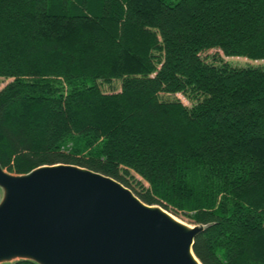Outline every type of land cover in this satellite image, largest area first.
Wrapping results in <instances>:
<instances>
[{"label":"trees","instance_id":"trees-1","mask_svg":"<svg viewBox=\"0 0 264 264\" xmlns=\"http://www.w3.org/2000/svg\"><path fill=\"white\" fill-rule=\"evenodd\" d=\"M221 55L264 61V0H0V165L111 177L204 226L202 264H264V68Z\"/></svg>","mask_w":264,"mask_h":264},{"label":"water","instance_id":"water-1","mask_svg":"<svg viewBox=\"0 0 264 264\" xmlns=\"http://www.w3.org/2000/svg\"><path fill=\"white\" fill-rule=\"evenodd\" d=\"M0 264H202L204 226L147 205L115 179L69 164L0 165Z\"/></svg>","mask_w":264,"mask_h":264},{"label":"rangeland","instance_id":"rangeland-1","mask_svg":"<svg viewBox=\"0 0 264 264\" xmlns=\"http://www.w3.org/2000/svg\"><path fill=\"white\" fill-rule=\"evenodd\" d=\"M217 50H212L210 52L202 54V57L205 59H208L209 57L217 54ZM224 59L225 62H228L230 65L233 67H259V68H264V61H252L247 58H242V57H225L224 55H221ZM208 62H211V59L207 60ZM12 81V79H0V90H2L7 84H9ZM100 86L104 92L111 93V92H119L121 89V82L120 81H113L111 84H106V83H100ZM176 98L180 99L185 105H191V103L182 95L178 94L175 96ZM170 98H173L171 96ZM134 175V174H133ZM135 180L130 178V182L132 183L133 187L139 191L143 192L142 187L138 184V181L141 182L146 188H149V184L144 182L139 176L134 175ZM172 211V210H171ZM170 213L169 211H167ZM176 219L179 221L190 225V226H195V224L191 221V219L187 216H185L183 213L180 214H173ZM9 264H15V262L9 263Z\"/></svg>","mask_w":264,"mask_h":264}]
</instances>
